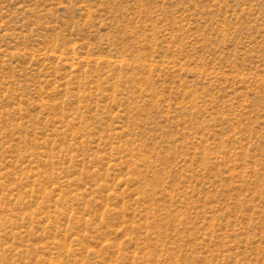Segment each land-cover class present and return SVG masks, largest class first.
Masks as SVG:
<instances>
[{"label": "rangeland", "instance_id": "rangeland-1", "mask_svg": "<svg viewBox=\"0 0 264 264\" xmlns=\"http://www.w3.org/2000/svg\"><path fill=\"white\" fill-rule=\"evenodd\" d=\"M0 264H264V0H0Z\"/></svg>", "mask_w": 264, "mask_h": 264}]
</instances>
